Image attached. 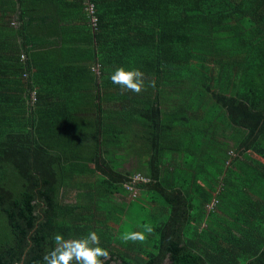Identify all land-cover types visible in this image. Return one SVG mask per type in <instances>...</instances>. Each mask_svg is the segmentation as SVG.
Listing matches in <instances>:
<instances>
[{
  "label": "trees",
  "instance_id": "16d2710c",
  "mask_svg": "<svg viewBox=\"0 0 264 264\" xmlns=\"http://www.w3.org/2000/svg\"><path fill=\"white\" fill-rule=\"evenodd\" d=\"M91 231L105 264H264V0H0V264Z\"/></svg>",
  "mask_w": 264,
  "mask_h": 264
},
{
  "label": "clouds",
  "instance_id": "9594fccd",
  "mask_svg": "<svg viewBox=\"0 0 264 264\" xmlns=\"http://www.w3.org/2000/svg\"><path fill=\"white\" fill-rule=\"evenodd\" d=\"M110 80L120 86L122 91L139 94L145 90L144 73L139 69L118 67L110 75ZM149 86L155 85L152 83ZM141 228L140 231H124L120 239L124 243L145 242L154 229L150 223L143 224ZM53 240L54 247L43 255L42 264H105L110 259V253L100 246V237L95 231L76 239H65L57 233Z\"/></svg>",
  "mask_w": 264,
  "mask_h": 264
},
{
  "label": "built area",
  "instance_id": "2783aa9c",
  "mask_svg": "<svg viewBox=\"0 0 264 264\" xmlns=\"http://www.w3.org/2000/svg\"><path fill=\"white\" fill-rule=\"evenodd\" d=\"M86 12L88 14L90 25L93 28H95L96 24H97V18L95 17V14H94V6L91 3H87ZM133 181H145V179L143 177H141L140 175H136L133 177ZM128 190L131 191L132 190L131 187H129Z\"/></svg>",
  "mask_w": 264,
  "mask_h": 264
}]
</instances>
